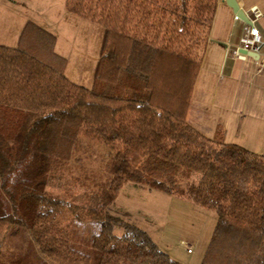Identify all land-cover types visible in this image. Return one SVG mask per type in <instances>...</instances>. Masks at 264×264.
Segmentation results:
<instances>
[{
	"label": "trees",
	"instance_id": "obj_1",
	"mask_svg": "<svg viewBox=\"0 0 264 264\" xmlns=\"http://www.w3.org/2000/svg\"><path fill=\"white\" fill-rule=\"evenodd\" d=\"M219 0H66L100 24L91 88L66 74L57 36L27 20L16 46L0 43V250L23 226L57 264H91L67 221L91 223L95 264H184L128 213L111 207L130 180L215 213L200 264H264V154L215 142L187 120ZM108 149V175L85 200L46 187L61 179L82 139ZM200 173L182 185L184 176ZM67 221V222H66ZM76 235V236H77Z\"/></svg>",
	"mask_w": 264,
	"mask_h": 264
},
{
	"label": "rangeland",
	"instance_id": "obj_2",
	"mask_svg": "<svg viewBox=\"0 0 264 264\" xmlns=\"http://www.w3.org/2000/svg\"><path fill=\"white\" fill-rule=\"evenodd\" d=\"M27 20L37 22L57 36L56 50L68 60L65 74L72 81L91 88L94 84V69L100 57L103 27L68 12L66 0H0V43L16 46ZM82 145L81 150L74 154L67 169L64 170L63 178L48 183L46 187L48 193L79 203L85 200L95 188V181L92 179L94 176H97L98 181L106 179L108 149L101 143L88 138L82 139ZM199 177L200 173L197 172L184 176L181 180L182 185L197 181ZM128 185L160 192L130 180L125 182V186ZM174 194L175 198L173 197L169 205L164 208H155L160 215L156 216L159 221L154 229L160 233L169 232L173 236L169 250L176 258L187 260L193 257L192 262L196 264L204 254L210 233L199 237L194 256L176 249L180 238L189 237L191 231L199 228L198 219L201 214L193 211L192 203L186 193L179 191ZM187 198L188 202L185 203ZM111 209L116 213H125L117 208L115 202ZM208 212L215 215L214 212ZM65 215L66 220L71 223V228L74 229L73 232L78 233L72 243L80 251L91 255V264H95L97 253L92 246V239L98 229L89 222L83 224L73 222V216L69 211ZM129 219L142 228H147L138 218L130 215ZM0 264L57 263L49 260L37 250L27 229L13 225L1 246Z\"/></svg>",
	"mask_w": 264,
	"mask_h": 264
},
{
	"label": "crops",
	"instance_id": "obj_3",
	"mask_svg": "<svg viewBox=\"0 0 264 264\" xmlns=\"http://www.w3.org/2000/svg\"><path fill=\"white\" fill-rule=\"evenodd\" d=\"M237 2L243 10L238 20L234 18L236 13L227 1L219 0L210 41L193 89L187 120L215 142L238 144L264 154L263 56L260 60L259 54L254 52H251L254 55L249 53L246 59L231 56L232 47L240 43L244 31L252 23L251 9L258 7L264 13V0ZM256 26L264 41V16L256 22ZM125 182L114 201L117 208L143 222L147 227L144 229L151 236L154 233L155 237L152 238L172 258L184 264H193V257L187 260L178 259L170 252L173 236L169 232L160 233L154 229L159 221L156 216L160 215L155 208L169 205L175 194L155 192L135 185L125 186ZM184 202L187 203L188 198ZM192 209L201 214L198 219L200 226L191 231L189 237H185L197 244L201 235L209 232L211 237L216 219L214 214L195 208L193 204ZM201 260L202 258L196 264H200Z\"/></svg>",
	"mask_w": 264,
	"mask_h": 264
},
{
	"label": "built area",
	"instance_id": "obj_4",
	"mask_svg": "<svg viewBox=\"0 0 264 264\" xmlns=\"http://www.w3.org/2000/svg\"><path fill=\"white\" fill-rule=\"evenodd\" d=\"M253 12V17L251 19V25L244 31L240 39V43L235 45L231 49V56L233 58L246 59L250 52L258 53L260 57L263 56L262 49L264 47V41L260 29L256 26V22L264 16V13L255 7L251 9ZM236 20L240 19V16L236 13L234 15ZM177 250L185 251L189 255H194L196 251V244L193 243L189 238L182 237L179 239L177 245Z\"/></svg>",
	"mask_w": 264,
	"mask_h": 264
},
{
	"label": "water",
	"instance_id": "obj_5",
	"mask_svg": "<svg viewBox=\"0 0 264 264\" xmlns=\"http://www.w3.org/2000/svg\"><path fill=\"white\" fill-rule=\"evenodd\" d=\"M226 1H227V4L233 9L235 13H237L238 15L243 13V10L240 8L237 0H226ZM250 54L254 55V53H251V52Z\"/></svg>",
	"mask_w": 264,
	"mask_h": 264
}]
</instances>
